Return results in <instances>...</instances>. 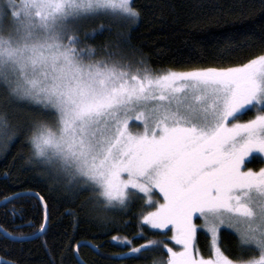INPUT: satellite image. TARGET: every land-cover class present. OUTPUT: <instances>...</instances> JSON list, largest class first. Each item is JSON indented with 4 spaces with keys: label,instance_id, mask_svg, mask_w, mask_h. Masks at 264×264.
<instances>
[{
    "label": "snow or ice",
    "instance_id": "obj_1",
    "mask_svg": "<svg viewBox=\"0 0 264 264\" xmlns=\"http://www.w3.org/2000/svg\"><path fill=\"white\" fill-rule=\"evenodd\" d=\"M99 18L131 31L142 20L141 6L0 0V104L38 113L15 125L0 115V155L26 136L30 154L18 170L37 182L53 180L73 199L88 193L86 203L112 210H126L133 195L143 194L155 210L140 214V231L131 240L112 237L128 249L118 255L129 264L162 248L166 264H264V168L244 170L264 158V54L239 67L156 72L137 59L130 35L99 50L88 46L111 31L83 30ZM249 113L253 118L237 122ZM157 190L162 202L153 198ZM31 197L43 204L44 222L18 235L0 227L5 239L22 244L47 233L48 204L39 193L14 192L0 206ZM195 220L203 221L199 228ZM112 223L105 219L100 235ZM145 226L172 231L182 250L147 239ZM198 231L210 236L208 259L198 255ZM224 233L235 238L233 246ZM139 239L145 243L134 246ZM70 247L76 264H84L82 247L116 258L87 240Z\"/></svg>",
    "mask_w": 264,
    "mask_h": 264
},
{
    "label": "trees",
    "instance_id": "obj_2",
    "mask_svg": "<svg viewBox=\"0 0 264 264\" xmlns=\"http://www.w3.org/2000/svg\"><path fill=\"white\" fill-rule=\"evenodd\" d=\"M136 4L141 6L142 20L131 31L106 18L85 22L83 30L88 32L101 25L105 29L111 28L95 40H88L87 45L99 50L108 44H117L121 35H130L139 50L137 59L143 58L156 72L239 67L264 54V0H136ZM229 45L235 50L227 51ZM4 113L13 125L22 118H38V113L32 109L0 104V115ZM251 114L241 119H248ZM26 140V136L20 137L6 158L0 155V200L14 192L39 193L48 204V230L40 239L22 244L0 235V259L10 264H76L70 246L87 240L103 245L101 252L116 258L104 259L92 249L82 247L80 257L84 264H129L127 259L118 255L128 249L112 241V237L131 240L140 231L136 227L140 214H147L152 208L146 207V197L135 194L126 210H112L86 203L88 193L73 199L61 184L53 180L37 182L32 179V174L18 170L30 154ZM263 165V160L258 157L246 167L258 170ZM5 172L9 173L11 180L4 178ZM13 209L17 211L16 217L11 215ZM44 215V208L37 198H24L0 206V227L16 235L34 232L44 222ZM105 219L113 220L109 225L112 230L107 235H100L106 230L102 227ZM29 222L34 227H29ZM126 222H130L128 226H125ZM17 225L21 227L17 228ZM144 231L147 239L162 240L168 247L172 246L169 232L156 231L148 226ZM223 240L229 247L235 244V238L227 233L223 234ZM44 241H47V248ZM142 243L145 240H136L134 246ZM196 243L203 256L211 255L208 235L198 231ZM159 256L166 260V249L132 264H148L153 257Z\"/></svg>",
    "mask_w": 264,
    "mask_h": 264
},
{
    "label": "rangeland",
    "instance_id": "obj_3",
    "mask_svg": "<svg viewBox=\"0 0 264 264\" xmlns=\"http://www.w3.org/2000/svg\"><path fill=\"white\" fill-rule=\"evenodd\" d=\"M99 58H100V57H96V59H99ZM253 116H254V113H252L248 119L253 118ZM248 119H240V120L237 121V122H241V123H243V122H246ZM261 159H262L263 162H264V158H261ZM261 168H264V165H263ZM261 168H260V169H261ZM249 169H251V170H253V171H259V170H260V169H258V170H254V169H252V168H250V167H245L244 170L247 171V170H249ZM153 198H154L155 200H157L158 202H162V199H161L160 194L158 193V190L154 192V194H153ZM146 200H147V198H146ZM154 210H155L154 208H151L150 211H154ZM194 222L197 224V227H198V228H199L200 225H202V223H203L202 220H195ZM156 231H160V232H169L170 234H169V236H168V239H169V241H170L171 244H172V246H171L170 248H173L174 251H181V250H182V248H181L179 245H176L175 242L171 240V236L173 235V232H172V231L167 230V229H165V230H156ZM209 241H210V236H209ZM196 246H197V243H196ZM197 247H198V246H197ZM197 249H198V255H199V256H203V255L201 254L200 249H199V248H197ZM226 254H228V253H226ZM210 256H211V255H210ZM210 256H209V257H205V256H203V257H204L205 259H208V258H210ZM167 258H168V256H167ZM166 261H167V259H166V260H162V259H160V256H159V257H156V258L153 257L152 260H151L148 264H166Z\"/></svg>",
    "mask_w": 264,
    "mask_h": 264
},
{
    "label": "water",
    "instance_id": "obj_4",
    "mask_svg": "<svg viewBox=\"0 0 264 264\" xmlns=\"http://www.w3.org/2000/svg\"><path fill=\"white\" fill-rule=\"evenodd\" d=\"M41 203V202H40ZM42 206H43V204H42ZM44 208V207H43ZM44 214H45V209H44Z\"/></svg>",
    "mask_w": 264,
    "mask_h": 264
}]
</instances>
